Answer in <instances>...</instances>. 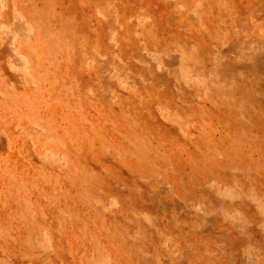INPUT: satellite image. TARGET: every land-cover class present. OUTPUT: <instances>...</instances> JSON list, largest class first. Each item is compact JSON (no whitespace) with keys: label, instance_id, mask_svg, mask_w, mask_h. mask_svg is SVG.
I'll return each instance as SVG.
<instances>
[{"label":"rangeland","instance_id":"374dc122","mask_svg":"<svg viewBox=\"0 0 264 264\" xmlns=\"http://www.w3.org/2000/svg\"><path fill=\"white\" fill-rule=\"evenodd\" d=\"M0 264H264V0H0Z\"/></svg>","mask_w":264,"mask_h":264}]
</instances>
